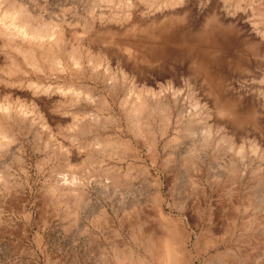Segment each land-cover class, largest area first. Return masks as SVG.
Returning <instances> with one entry per match:
<instances>
[{"label":"rangeland","instance_id":"obj_1","mask_svg":"<svg viewBox=\"0 0 264 264\" xmlns=\"http://www.w3.org/2000/svg\"><path fill=\"white\" fill-rule=\"evenodd\" d=\"M126 1L32 0L48 21L71 14L74 44L105 52L110 74L102 63L91 80L86 63L84 78L73 81L92 85L98 103L104 97L109 102L79 112L81 144H110L84 147L77 156L73 131L65 127L70 161L92 162L81 198L74 203L67 194V203L55 206L43 200L59 165L54 150L44 146L47 135L19 136L4 159L11 177L0 195V264H118L121 255L155 264L147 234L165 236L177 224L189 234L192 264H264V41L254 42L264 16L253 15L245 3L234 10L230 0L235 23L216 25L210 21L213 0H192L177 27L160 37L140 17L126 33L124 19L86 25L91 9L113 5L121 13ZM126 36L139 39L142 56L133 61L118 49ZM194 58L210 62L222 99L235 102L244 120L216 112L194 74ZM139 94L149 104L165 105L169 119L158 104L133 117L130 102ZM52 132L57 136L56 126ZM19 152L24 172L13 158Z\"/></svg>","mask_w":264,"mask_h":264},{"label":"bare ground","instance_id":"obj_2","mask_svg":"<svg viewBox=\"0 0 264 264\" xmlns=\"http://www.w3.org/2000/svg\"><path fill=\"white\" fill-rule=\"evenodd\" d=\"M100 1L108 3L111 0ZM191 1L129 0L123 4L121 13L117 12L116 7L114 11L113 5H109L112 10L103 7L99 10L91 9L88 14L90 20L85 23L92 28L97 19L106 18L117 23L124 19L126 33L139 22L140 17L147 21L145 24L153 27L149 32L155 28L154 36L160 37L177 27V18L186 13ZM228 1L230 0H213L214 10L210 21L214 20L216 25L217 21L222 25L235 23L232 22L235 19L233 20L234 14L230 13L231 6L228 5ZM232 3L234 10L238 8L240 10L241 3H245L253 15L264 16V0H232ZM72 21L71 14L66 12L59 15L56 21L46 20L45 13L37 10L32 0H0V195H5L11 177L7 169L9 165L4 159L12 154L13 145L23 133L32 134L36 139L46 134L44 146L53 149L56 154L59 161L54 172L56 180L43 194V200L55 206L67 203V194L74 203L81 198L82 177L88 173V164L92 162L88 157L86 161L79 163L70 161L69 148L64 143L67 137L65 127L73 131L70 140L73 141L77 156L84 147L91 151L110 144L106 139H95L92 143L81 144L80 136L84 128L78 115L84 113L90 106L109 105V102L104 97L102 102L98 103L92 85L73 80L84 78L86 63L90 68L91 80L98 78L96 71L102 63H105L103 70L108 72L111 64L108 58L106 60L105 52L103 54L97 51L95 46H83L79 42L74 44L75 41H71L69 27ZM248 24L255 30L251 22L248 21ZM257 29L253 30L255 37L258 38L254 42L260 45V42L264 41V30ZM201 37L206 40L208 38L207 35ZM138 40L136 37L126 36L123 38V44L117 43L118 49L127 60H135L133 55L142 56ZM191 62L194 74L200 77L208 94L214 98L216 112L232 117L237 123L244 120L235 113L237 107L235 102L222 99L221 92L219 93L222 84L215 80L218 74L214 73L210 62H205L201 58H194ZM146 100L144 95L139 94L130 102V113L133 117L142 112L148 113L149 109H155L158 104L163 119H169L165 105L149 104ZM70 112L74 114L71 116L72 123L65 126ZM248 117L246 120L255 123L254 116ZM54 126L57 128V136L52 132ZM153 143L155 144L154 141ZM13 158L17 168L24 172L23 155L19 152L17 155L13 154ZM188 235L186 229L177 224L165 236L148 233L149 243H146L145 247L155 264H192ZM121 258L118 264H137L127 260L125 255H121Z\"/></svg>","mask_w":264,"mask_h":264}]
</instances>
